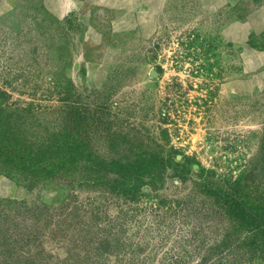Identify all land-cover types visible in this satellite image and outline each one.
Masks as SVG:
<instances>
[{
  "label": "rangeland",
  "instance_id": "obj_1",
  "mask_svg": "<svg viewBox=\"0 0 264 264\" xmlns=\"http://www.w3.org/2000/svg\"><path fill=\"white\" fill-rule=\"evenodd\" d=\"M0 128V264H264V0H0Z\"/></svg>",
  "mask_w": 264,
  "mask_h": 264
},
{
  "label": "trees",
  "instance_id": "obj_2",
  "mask_svg": "<svg viewBox=\"0 0 264 264\" xmlns=\"http://www.w3.org/2000/svg\"><path fill=\"white\" fill-rule=\"evenodd\" d=\"M68 126L67 123L66 127L68 128ZM6 131L7 129L0 130L1 171L34 179V181L51 177L57 178L59 171L64 172V167L70 160L73 151L72 149L68 150L67 145L50 143L49 151L44 148L32 150L31 147H20L13 137L6 134ZM56 174L58 175L56 176Z\"/></svg>",
  "mask_w": 264,
  "mask_h": 264
},
{
  "label": "water",
  "instance_id": "obj_3",
  "mask_svg": "<svg viewBox=\"0 0 264 264\" xmlns=\"http://www.w3.org/2000/svg\"><path fill=\"white\" fill-rule=\"evenodd\" d=\"M151 75H155V71H152V72H151Z\"/></svg>",
  "mask_w": 264,
  "mask_h": 264
}]
</instances>
